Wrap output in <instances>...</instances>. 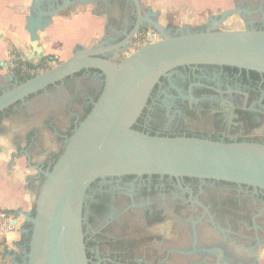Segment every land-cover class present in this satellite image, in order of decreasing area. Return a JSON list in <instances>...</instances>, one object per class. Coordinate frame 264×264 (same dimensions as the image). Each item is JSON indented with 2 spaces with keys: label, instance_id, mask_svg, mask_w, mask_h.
Masks as SVG:
<instances>
[{
  "label": "flooded vegetation",
  "instance_id": "af4514ba",
  "mask_svg": "<svg viewBox=\"0 0 264 264\" xmlns=\"http://www.w3.org/2000/svg\"><path fill=\"white\" fill-rule=\"evenodd\" d=\"M228 1L230 16L244 30L264 31V0ZM149 18L161 23L158 14ZM209 23L169 28L176 36L179 30L206 31ZM79 73L0 113V135H9L14 149L31 155L45 173L103 86L99 72ZM33 76L9 70L0 77V94ZM80 82L87 87L78 107L69 106L64 94L72 86L79 92ZM133 127L151 136L264 145V74L208 64L177 67L154 86ZM43 181L36 174L35 188ZM82 218L90 264H264V189L185 176H104L87 189Z\"/></svg>",
  "mask_w": 264,
  "mask_h": 264
},
{
  "label": "water",
  "instance_id": "95a60500",
  "mask_svg": "<svg viewBox=\"0 0 264 264\" xmlns=\"http://www.w3.org/2000/svg\"><path fill=\"white\" fill-rule=\"evenodd\" d=\"M94 0H33L36 19H27L32 52L21 59L41 62L37 33L51 18ZM133 17L129 29L111 45L77 47L72 56L0 94V113L48 86L83 70L103 77L100 96L76 127L62 154L49 172H43L34 208L21 212L28 243L18 264H90L82 228V207L89 186L99 177L120 175H168L208 179L264 189V145L248 142L222 143L188 137L150 136L132 127L162 77L188 65H218L264 74V31H221L219 20L210 19L203 32L180 31L143 13L139 0H130ZM126 22V21H124ZM160 40L129 54V43L145 29ZM11 79L17 80L15 75ZM10 138V137H8ZM1 150V149H0ZM28 166L30 164L28 163ZM16 217L18 215L14 214Z\"/></svg>",
  "mask_w": 264,
  "mask_h": 264
},
{
  "label": "crops",
  "instance_id": "0c3cea01",
  "mask_svg": "<svg viewBox=\"0 0 264 264\" xmlns=\"http://www.w3.org/2000/svg\"><path fill=\"white\" fill-rule=\"evenodd\" d=\"M139 2L143 13L158 14L165 27H170V24L168 18L163 19L162 15L169 6L184 10L189 3L190 11L199 15L207 8V0ZM122 3L124 6L119 7L112 0H94L92 4L66 9L64 13L51 18L49 25L37 33L38 45L42 48L41 62L53 55L65 61L77 47L89 49L99 44L111 45L119 41L122 32L131 26L133 17L131 1L122 0ZM32 5L33 0H0V77H8L9 56L15 55L21 59V55L32 52L31 39L26 30L27 19L37 17L31 9ZM189 19L194 17L189 14ZM36 61L37 58L33 60ZM8 137L10 136L0 135V210L18 215L19 225L17 231L0 244V264H18L21 263L22 252L28 243L27 236L22 233L26 222L21 212L28 213L34 208L38 195L34 180L39 172L32 165L37 166L40 162L35 165L31 161V155L19 154Z\"/></svg>",
  "mask_w": 264,
  "mask_h": 264
},
{
  "label": "rangeland",
  "instance_id": "374dc122",
  "mask_svg": "<svg viewBox=\"0 0 264 264\" xmlns=\"http://www.w3.org/2000/svg\"><path fill=\"white\" fill-rule=\"evenodd\" d=\"M216 1L217 0H215V1L207 0L206 11L204 13H202L201 15H199L198 13H196V14L192 13L190 11V8H189V3H187L186 8L184 10H183V8H180L178 10V9H175V7L172 8V6L167 7L165 10V13L162 15V17H163V19L168 18L170 27L194 28L196 26L206 25L209 23L210 19H212L214 16H218L222 12H226V11L230 10V8H231V3L228 0H220L219 2L215 3ZM175 3H179V2H175ZM188 12H190V13H188ZM189 14L191 16H193L194 19H192V20L189 19ZM216 27L218 30H221V31H242V30H244L243 25L240 23L238 18L235 16L228 17L223 22L217 24ZM11 56H15V55H11ZM54 57H57V63L63 62V60H60L61 58L57 55L48 56V57L44 58V60L41 62V65H39V67H37V68L41 69L43 67V65L45 64L44 62L47 60L49 62H52L54 60ZM16 58H17L16 61L19 64H21V62H19V60H21V59L18 58L17 56H16ZM102 85H103V81H101V86ZM86 87H87V84H85L84 82H80V84H78V86H77V89L79 90V92H75L73 90V86H72V89H67V91L64 94V98L67 99L68 101L72 100L71 102L69 101L70 102L68 104L69 106L72 105L73 107H78V102H77L78 97H79V95H81L80 93L86 89ZM46 133H48V132H46ZM38 156L39 155H37L36 159H34V160H39Z\"/></svg>",
  "mask_w": 264,
  "mask_h": 264
},
{
  "label": "built area",
  "instance_id": "2783aa9c",
  "mask_svg": "<svg viewBox=\"0 0 264 264\" xmlns=\"http://www.w3.org/2000/svg\"><path fill=\"white\" fill-rule=\"evenodd\" d=\"M160 40L158 34L151 30L145 29L140 31L129 43V49L126 51L127 54L136 51L139 47L146 44L156 43ZM15 56H9L7 60V68L9 70H18L22 74L37 75L47 69H50L57 65V57H54L52 62L45 61L43 67L38 69L37 67H28L24 63L19 64ZM18 217L13 213L0 210V244L7 241L9 236L14 234L18 229Z\"/></svg>",
  "mask_w": 264,
  "mask_h": 264
},
{
  "label": "trees",
  "instance_id": "16d2710c",
  "mask_svg": "<svg viewBox=\"0 0 264 264\" xmlns=\"http://www.w3.org/2000/svg\"><path fill=\"white\" fill-rule=\"evenodd\" d=\"M47 57H48V56H47ZM19 62L24 63V61H23L22 59L19 60ZM59 63H60V62H59ZM96 72H98V71H96ZM79 74H80V73H79ZM101 91H102V88L100 89V91H99L97 94L94 95L93 103L97 101L98 97H99L100 94H101ZM92 106H93V104L90 105L89 107L85 108L84 113H83V116L81 117V121H80V122H82L83 119L88 115V113L90 112ZM132 128H133L134 130H136L134 127H132ZM150 136H151V135H150ZM7 212H9V211H7ZM26 227L28 228L29 225H26ZM86 255H87V253H86Z\"/></svg>",
  "mask_w": 264,
  "mask_h": 264
}]
</instances>
